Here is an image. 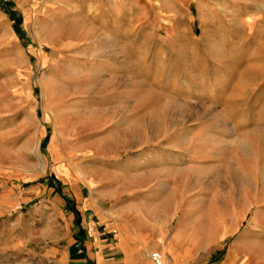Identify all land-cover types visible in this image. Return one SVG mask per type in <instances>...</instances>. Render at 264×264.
Listing matches in <instances>:
<instances>
[{
  "label": "rangeland",
  "instance_id": "1",
  "mask_svg": "<svg viewBox=\"0 0 264 264\" xmlns=\"http://www.w3.org/2000/svg\"><path fill=\"white\" fill-rule=\"evenodd\" d=\"M172 164L264 216V0H0V264H81L59 191L172 195Z\"/></svg>",
  "mask_w": 264,
  "mask_h": 264
},
{
  "label": "crops",
  "instance_id": "2",
  "mask_svg": "<svg viewBox=\"0 0 264 264\" xmlns=\"http://www.w3.org/2000/svg\"><path fill=\"white\" fill-rule=\"evenodd\" d=\"M173 166L172 195L149 192L144 185L150 183H144L123 196L115 191L108 210L94 209L84 193L58 190L60 203L72 213L75 239L68 253L76 250L81 264H152L153 250L170 264H264L259 226L264 216L254 211L248 218L256 194L253 200L233 198L219 187V179L213 194L194 192V178L177 177ZM249 181L248 186L256 184L254 178ZM205 183L213 185L210 175Z\"/></svg>",
  "mask_w": 264,
  "mask_h": 264
},
{
  "label": "built area",
  "instance_id": "3",
  "mask_svg": "<svg viewBox=\"0 0 264 264\" xmlns=\"http://www.w3.org/2000/svg\"><path fill=\"white\" fill-rule=\"evenodd\" d=\"M149 256L152 260V264H170L164 257L163 253L159 250H153L149 252Z\"/></svg>",
  "mask_w": 264,
  "mask_h": 264
},
{
  "label": "trees",
  "instance_id": "4",
  "mask_svg": "<svg viewBox=\"0 0 264 264\" xmlns=\"http://www.w3.org/2000/svg\"><path fill=\"white\" fill-rule=\"evenodd\" d=\"M17 19H18V21L16 22V24H17V27H18V29H20L21 30V23H20V18L19 17H17Z\"/></svg>",
  "mask_w": 264,
  "mask_h": 264
},
{
  "label": "bare ground",
  "instance_id": "5",
  "mask_svg": "<svg viewBox=\"0 0 264 264\" xmlns=\"http://www.w3.org/2000/svg\"><path fill=\"white\" fill-rule=\"evenodd\" d=\"M246 181V180H245Z\"/></svg>",
  "mask_w": 264,
  "mask_h": 264
}]
</instances>
